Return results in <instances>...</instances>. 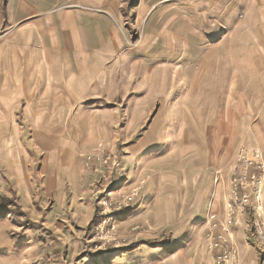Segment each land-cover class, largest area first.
I'll use <instances>...</instances> for the list:
<instances>
[{
    "label": "crops",
    "instance_id": "0c3cea01",
    "mask_svg": "<svg viewBox=\"0 0 264 264\" xmlns=\"http://www.w3.org/2000/svg\"><path fill=\"white\" fill-rule=\"evenodd\" d=\"M135 2L129 12L120 0H0L2 124L13 110L24 111L25 121L36 126L37 111H80L86 99L134 96L125 107L128 184L144 181L143 193L153 186L179 190L203 175L204 186H212L213 159L224 162L229 142L249 137L247 112L258 108L246 101V90L264 95V0ZM132 32L139 33L135 41ZM261 112L264 118V103ZM76 122L87 128L76 140L44 134L48 150L40 167L46 189L76 187L69 194L74 212L50 216L59 218L51 222L52 233L70 250L84 246L94 214L90 193L97 174L86 170L83 155L99 140L106 149L117 143L94 120ZM10 141L19 151L2 147L0 158L27 197L31 166L25 168L29 154L20 150L19 128ZM186 175L192 176L188 182ZM118 252L100 257L125 264L133 254Z\"/></svg>",
    "mask_w": 264,
    "mask_h": 264
},
{
    "label": "rangeland",
    "instance_id": "374dc122",
    "mask_svg": "<svg viewBox=\"0 0 264 264\" xmlns=\"http://www.w3.org/2000/svg\"><path fill=\"white\" fill-rule=\"evenodd\" d=\"M120 1L122 10L127 9L129 12L136 4L135 0ZM132 37L135 41L140 36L139 33L132 32ZM246 91L249 92L246 101L252 100V106L258 108L247 112L252 115L249 118L250 126L246 128V135L249 137L243 142L230 141L229 156L224 162L219 158L213 159L218 166L217 174L213 172L212 186H204L203 175L196 176L192 184L179 190L153 186L143 193L142 186L130 208L115 215L113 236L119 241L121 251H133L125 264H169L171 258L183 264H207L212 257L232 251L235 256L228 259L226 264H264V203L256 205V209L261 207L258 211L261 219L257 222V215L254 214L252 206H246L241 211L237 208L240 206L234 203L232 184L236 153L241 146L258 147L264 153V118L261 117L264 95L258 94L257 90ZM132 97L134 96L126 98L124 95H116L100 96V100L86 99L84 108L80 111L56 110L49 115L48 111H37L36 126L25 121L28 116H25L22 110L11 111L12 120H7L6 126L0 118V152L2 147L9 149L10 146L19 151L18 144L14 145L10 141L19 128L22 140L20 150L29 154L25 168L31 166L28 171L33 185L27 197L17 191L12 175L8 173L4 160L0 158V264H109V260L100 257L102 250H91L87 243L97 215L93 195L100 188H111L113 198L119 201L121 197L118 194L128 193L134 185L128 184L127 179L130 180V177L125 178L128 169L124 168L122 162L125 107L129 105L128 101ZM231 113L235 114V111ZM85 118L94 120L99 125L95 128L101 130L104 135L105 132L107 136L113 135L117 143L115 148L106 149L105 142L99 140L94 149L83 155L86 170L97 174L95 188L90 193L94 214L88 227H85V244H82L84 246L78 248L76 245L75 249L70 250L67 245L58 242V234L52 233L51 222H56L59 218L51 219L50 216L55 213L57 216H67L74 212L69 203V194L71 191L75 192L76 187L46 189L40 167L48 150L44 134L76 140L77 131L87 129L86 126H78L76 120ZM13 120L18 128L11 125ZM106 123L112 125H101ZM141 129L138 128L137 134ZM108 156L117 157L120 163L121 177L117 180H114L115 176L109 164H103V160ZM197 166L204 170L199 162ZM101 171H105L109 180L100 186L98 181ZM184 177L186 182L192 178L188 175ZM92 178L94 181V175ZM140 184L143 185L144 181ZM124 221L129 225L125 229H119L118 225ZM74 229L75 232L79 231L76 227ZM111 247H114L113 244H107L105 248Z\"/></svg>",
    "mask_w": 264,
    "mask_h": 264
},
{
    "label": "built area",
    "instance_id": "2783aa9c",
    "mask_svg": "<svg viewBox=\"0 0 264 264\" xmlns=\"http://www.w3.org/2000/svg\"><path fill=\"white\" fill-rule=\"evenodd\" d=\"M109 164L110 170L113 172L115 179L121 177L120 163L115 156H108L103 160V164ZM106 171L108 170L107 167ZM101 178L98 184L101 186L103 183H108L109 177L104 172H100ZM113 180V181H114ZM142 181L139 182V184ZM132 185L131 189L127 192L119 193L121 197L115 200L112 196L113 189L101 188L94 194V199L97 205L96 220L93 224V231L91 236L88 237L87 243L92 248L91 250H102V253L106 252H118L120 250L119 241L113 236L114 231V217L118 213H122L130 208L131 203L139 194L142 184ZM232 184L235 194V202L240 207L239 210H243L246 206H252L254 214L257 215L256 221H260L258 211L261 207L256 205H262L264 203V153L258 147L247 148L241 146L236 153V160L232 170ZM256 209V211H255ZM263 224V222H260ZM107 244H113L114 247L109 249L105 248ZM235 253L232 251L229 254L222 256L218 255L212 257L207 264H226L228 259H233ZM202 264V263H196Z\"/></svg>",
    "mask_w": 264,
    "mask_h": 264
},
{
    "label": "bare ground",
    "instance_id": "6f19581e",
    "mask_svg": "<svg viewBox=\"0 0 264 264\" xmlns=\"http://www.w3.org/2000/svg\"><path fill=\"white\" fill-rule=\"evenodd\" d=\"M43 142V141H42ZM41 147V146H40Z\"/></svg>",
    "mask_w": 264,
    "mask_h": 264
}]
</instances>
